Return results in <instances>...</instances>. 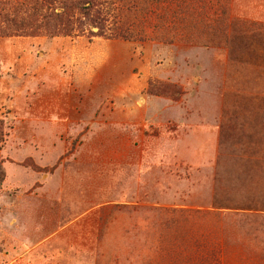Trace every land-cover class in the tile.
I'll return each mask as SVG.
<instances>
[{
    "label": "rangeland",
    "instance_id": "rangeland-1",
    "mask_svg": "<svg viewBox=\"0 0 264 264\" xmlns=\"http://www.w3.org/2000/svg\"><path fill=\"white\" fill-rule=\"evenodd\" d=\"M98 9L0 19V264H264V0Z\"/></svg>",
    "mask_w": 264,
    "mask_h": 264
},
{
    "label": "trees",
    "instance_id": "trees-1",
    "mask_svg": "<svg viewBox=\"0 0 264 264\" xmlns=\"http://www.w3.org/2000/svg\"><path fill=\"white\" fill-rule=\"evenodd\" d=\"M101 3L103 0H31L30 6L27 5L21 13L20 10H7L0 0V19L16 31L35 32L45 27L54 29L56 33L71 34L81 29L84 19L95 13L92 21L99 27L100 34L104 35L105 24L98 9ZM2 135L0 126L1 140ZM4 178L5 170L0 162V186ZM259 259H264V256L261 255Z\"/></svg>",
    "mask_w": 264,
    "mask_h": 264
},
{
    "label": "crops",
    "instance_id": "crops-1",
    "mask_svg": "<svg viewBox=\"0 0 264 264\" xmlns=\"http://www.w3.org/2000/svg\"><path fill=\"white\" fill-rule=\"evenodd\" d=\"M189 240H190L189 241V245H193L194 244V241L196 240V238H194V236H192ZM206 243H207V241H206ZM206 252L205 253L204 252H201V254H197V255L200 256V255H203L204 254L203 257L206 259L208 257ZM232 254L233 255L231 257L232 258L231 260L232 261H239L238 262L239 264H245V261L254 260V258H251V257L246 256L244 249L238 250V251H236L235 253H232ZM197 255H196L195 252L192 253V254H188V256H187L188 259L186 258L188 260L187 262L189 264H192L191 263V259H196L197 258ZM258 258H259V256L256 259H258ZM238 263L236 262L235 264H238Z\"/></svg>",
    "mask_w": 264,
    "mask_h": 264
}]
</instances>
